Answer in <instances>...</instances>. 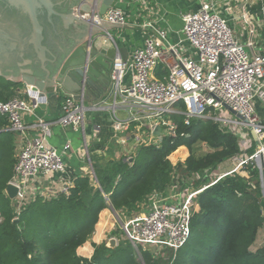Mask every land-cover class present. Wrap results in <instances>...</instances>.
<instances>
[{
  "label": "built area",
  "instance_id": "built-area-1",
  "mask_svg": "<svg viewBox=\"0 0 264 264\" xmlns=\"http://www.w3.org/2000/svg\"><path fill=\"white\" fill-rule=\"evenodd\" d=\"M242 3L245 6L238 17L241 32L229 24L228 15L219 10L215 1L199 0L198 9L181 16L178 43L173 44L164 30L147 22L143 26L146 30L143 46L135 49L129 59L123 61L115 46L109 75L113 95L110 109L112 130L115 136H123V143L130 140L138 148L159 147L163 139L177 137L178 127L172 120L176 115L183 116L186 127L194 121H211L222 132L239 140L237 155L215 169L183 177L180 191L169 188L171 192L166 197L162 192L152 194L144 211L120 222V230L137 252H148L158 258L166 251L177 252L190 235V221L198 209L200 194L224 179L240 177L248 167L260 173L264 196L261 179L264 126L257 111L264 109V0H242ZM252 6L258 10L252 12ZM81 17L89 18V15ZM93 21L116 28L127 26L120 5L110 8L104 16L95 13ZM160 67L166 74L158 72ZM127 77L129 84L123 86ZM25 96L0 102V117L6 120L12 133L25 132V116L34 119L35 137L23 141L10 181L18 189L16 210L32 199L29 195L32 181L66 174L64 156L71 150L70 143L61 150L51 145V124L36 114L42 105L47 106L48 100L27 91ZM117 108L126 111L125 121L116 116ZM59 109L57 123L61 128L75 133L83 131L84 100L66 93ZM230 114L234 117H226ZM130 161L131 158L126 162ZM195 183L197 189L190 186ZM168 259L173 264V258Z\"/></svg>",
  "mask_w": 264,
  "mask_h": 264
},
{
  "label": "trees",
  "instance_id": "trees-1",
  "mask_svg": "<svg viewBox=\"0 0 264 264\" xmlns=\"http://www.w3.org/2000/svg\"><path fill=\"white\" fill-rule=\"evenodd\" d=\"M15 86L5 83L7 88ZM183 119L172 118L178 127L176 138L163 139L159 147L140 148L132 164L119 160L93 165L94 174L74 180L66 194L33 198L19 210L4 194L13 175L11 159L5 172L0 169V264H139L129 248L93 245L90 261L79 257L77 250L91 240L100 213L109 205L115 211H129L171 185L174 164L168 158L178 148L190 153L179 166L186 176L215 169L239 153L235 135L222 132L211 121H194L186 127ZM197 143L207 148L198 158L191 154ZM142 152L147 158L140 161ZM246 172L251 180L258 179L254 168ZM256 192L237 176L203 191L191 217L192 235L173 264H264V250L250 251L264 224ZM141 254L145 264H156L151 254Z\"/></svg>",
  "mask_w": 264,
  "mask_h": 264
},
{
  "label": "crops",
  "instance_id": "crops-1",
  "mask_svg": "<svg viewBox=\"0 0 264 264\" xmlns=\"http://www.w3.org/2000/svg\"><path fill=\"white\" fill-rule=\"evenodd\" d=\"M216 2L219 10L226 13L229 18V24L238 32H241V23L238 22V17L242 12V0H213ZM118 5L123 9L126 15L127 26L123 28L112 27L108 29L101 39L98 41L105 48L115 47L124 49L126 51V59H129L131 53L143 46V40L146 30L144 24L147 22L154 23L158 28L164 30L169 40L176 44L181 40V16L186 12H191L198 9L199 0H118ZM117 5V6H118ZM252 12L257 11V7H251ZM110 38H108V36ZM120 53V52H119ZM121 56V53H120ZM122 58V56H121ZM11 82L15 87H5V83ZM129 84V78H125L123 86ZM111 85V84H110ZM0 102H6L13 97L26 98L24 87L15 83V78L0 76ZM58 100H48L47 106L42 105L36 114L42 117L46 122L51 124V138L52 146L61 150L64 145L70 143L71 150L64 156V164L66 167V174L53 175L52 177H40L30 183L29 195L30 198L56 199L64 194L68 188L72 187L74 180L84 177L87 173L94 174L93 165H105L109 162L123 160L126 162L131 158L129 164H132L140 148L136 147L133 142L121 140L123 136H115L112 130L113 115L110 107L113 104V95L111 94V87L105 94L97 99L92 96L84 100L85 120L82 132L75 133L69 129L61 128L57 120L60 116L59 104L61 98L66 93H58ZM70 94V93H67ZM96 94V93H95ZM74 95V94H73ZM259 117L264 113V109L259 108ZM116 116L121 120L127 119V113L121 108L116 109ZM32 117L25 116L24 123L26 130L24 133L17 135L8 129L6 120L0 117V169L5 172L12 159L13 165L20 152L24 140H32L35 137V129H33ZM239 143V142H238ZM184 147L178 148V150ZM206 152V151H205ZM256 170V169H254ZM258 175L260 174L257 172ZM12 174V171H11ZM13 176V175H12ZM240 177L247 181V186L253 187L252 182L259 183L260 189V175L257 180L250 179L248 173H241ZM12 179V177H11ZM11 179L7 182L10 183ZM197 189L199 186H194ZM5 190V189H4ZM250 190H252L250 188ZM169 189L162 192L164 197L168 196ZM203 193V192H202ZM151 197V196H150ZM150 197L142 204L136 205L135 208L143 209L136 211L137 213L144 211L150 202ZM148 204V205H147ZM146 207V208H145ZM109 205L106 210H103L98 218V223L95 226L94 234L90 241L85 243L77 250V255L85 260L90 261L94 254L93 245H105L109 248V241H117L112 232L117 231L115 227L118 213L123 214V211L111 210ZM136 212H133L134 214ZM264 215V210L262 209ZM127 217L124 218L126 221ZM120 221V222H125ZM119 222V220H118ZM119 222V224H120ZM259 240L260 247H264V224L258 232L257 238L252 247ZM261 240V241H260ZM167 258V257H166Z\"/></svg>",
  "mask_w": 264,
  "mask_h": 264
},
{
  "label": "water",
  "instance_id": "water-1",
  "mask_svg": "<svg viewBox=\"0 0 264 264\" xmlns=\"http://www.w3.org/2000/svg\"><path fill=\"white\" fill-rule=\"evenodd\" d=\"M0 76L13 77L32 95L58 100V93L76 100L99 99L110 89L116 49L98 41L110 26L93 21L117 6L118 0H0ZM17 15L18 24L11 19ZM83 14L89 18L81 17ZM123 61L126 51L120 49ZM96 93V94H95ZM238 119L231 109L226 107ZM159 133V128L155 134ZM256 148L261 149L253 132ZM262 167L264 159L261 160ZM264 185V170L261 172ZM5 196L14 202L18 189L8 183ZM112 211H114L111 208ZM113 248L114 241H109Z\"/></svg>",
  "mask_w": 264,
  "mask_h": 264
},
{
  "label": "rangeland",
  "instance_id": "rangeland-1",
  "mask_svg": "<svg viewBox=\"0 0 264 264\" xmlns=\"http://www.w3.org/2000/svg\"><path fill=\"white\" fill-rule=\"evenodd\" d=\"M158 72H161L162 74H166V72L162 69V67H160L158 69ZM156 76H157V74H156ZM181 110H183V109H181ZM258 115H260V114H258ZM226 117H230L231 118V117H234V116L232 114H230V115H228ZM260 121H261L262 125L264 126V113H261ZM164 133H165V130L162 131V135ZM263 146H264V143H263ZM191 154H192V156H194L196 158L203 156V154H205V147H204V145L203 144H200V143H197L193 147V150L191 151ZM189 155H190L189 151L186 148H182L180 150L177 149L168 158L169 161L174 164V167H173V172H172V179L173 180H172L171 185L167 189L173 188V189H176L177 191L182 190V186H181L182 183H180V182H181L182 178L185 177L186 175H185V173L182 172V170L180 169L179 166L187 159V157ZM139 158H140V161L143 160L144 158H147V153L142 152L141 155L139 156ZM261 167H262V165H261ZM263 170H264V166L262 167V171ZM196 185H197V183H195L193 185H190V186H193L194 187ZM252 185H253V187H250V188L253 191H258L256 193H258L260 195L259 196V199L261 201L262 209L264 210V196H263V194L261 192V188L259 189V184L257 185L256 182H254V181L252 182ZM185 188H183V190ZM140 210H143V209L134 208V209H130L129 211H123V214L118 213V216H117L118 219H116V216H114L115 217V227H116V230L117 231L112 232V234L117 239V241L114 242V248H116V247L129 248L131 250V252L133 253L134 258H136L135 260H137V262L139 264H145L144 261H143L141 252L135 251V249L129 244V242L127 241V239L124 237V234L122 233V230H120V224H119L120 221H122V220L125 221L124 220L125 217H127V219H130V218H132V216L134 214L133 212L140 211ZM118 220H119V222H118ZM190 235H192L191 232H190ZM197 241H199V239ZM260 249L264 250V247H263V244L260 247V242L258 240L256 242V244L253 247L250 248V251L252 253H254V252H256V251H258ZM164 253H165L164 257L161 256L163 258H159L158 259V257H153L152 254H151L152 255L151 257L153 258V261H155L156 264H169V259H168L169 256H170V258H173V262L177 258V252L174 253L172 251H166ZM178 253H179V251H178ZM166 256H167V258H166Z\"/></svg>",
  "mask_w": 264,
  "mask_h": 264
},
{
  "label": "flooded vegetation",
  "instance_id": "flooded-vegetation-1",
  "mask_svg": "<svg viewBox=\"0 0 264 264\" xmlns=\"http://www.w3.org/2000/svg\"><path fill=\"white\" fill-rule=\"evenodd\" d=\"M4 9H5V8H4V6L2 5V2H0V14L4 12ZM11 19L14 20V21L16 22V24H18V20H17L16 12H15L14 15H13V13H12V15H11Z\"/></svg>",
  "mask_w": 264,
  "mask_h": 264
}]
</instances>
